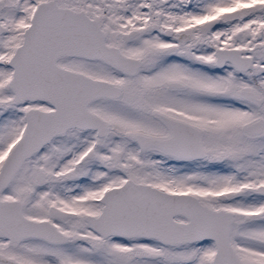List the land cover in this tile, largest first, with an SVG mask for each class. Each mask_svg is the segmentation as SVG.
I'll return each instance as SVG.
<instances>
[{
	"label": "snow or ice",
	"instance_id": "6c2138e0",
	"mask_svg": "<svg viewBox=\"0 0 264 264\" xmlns=\"http://www.w3.org/2000/svg\"><path fill=\"white\" fill-rule=\"evenodd\" d=\"M0 264H264V0H0Z\"/></svg>",
	"mask_w": 264,
	"mask_h": 264
}]
</instances>
